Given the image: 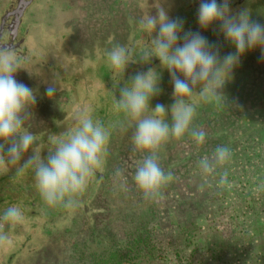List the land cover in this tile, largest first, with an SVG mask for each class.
Returning <instances> with one entry per match:
<instances>
[{"label": "rangeland", "instance_id": "obj_1", "mask_svg": "<svg viewBox=\"0 0 264 264\" xmlns=\"http://www.w3.org/2000/svg\"><path fill=\"white\" fill-rule=\"evenodd\" d=\"M43 1L25 0L31 4L24 9L12 47L14 19L9 17L4 26L2 21L18 9L20 0H0V45H9L12 54L22 61L25 69L18 71L17 81L37 92L35 104L27 106L23 113L31 116L30 122L24 120V130L36 137L35 147L43 156L53 147L48 138L65 137L78 126V117L85 110L110 135L101 166L84 191L73 198L70 207L48 206L35 186L32 171L16 176L15 168L0 160V214L13 205L23 213L21 223L0 222V236L7 237L0 239V264H94L109 256L118 245L132 242L145 229L149 245L139 255L142 258L138 264H264L261 49L247 53L255 54V60L234 68L233 78L222 89L224 96L219 100L190 98L196 108L193 127L205 132V142L197 145L186 135L164 143L158 152V163L171 178L157 196L146 198L133 177L147 153L134 150L131 141L134 128L115 110L119 92L114 81L124 82L159 62L157 58L150 64L141 62L150 47L151 35L138 26L141 18L155 13L159 0ZM252 1L258 0H231L230 7L239 12ZM261 2L264 4V0ZM165 6L171 18L184 22L186 31H205L197 23L198 0H167ZM118 12L122 13L121 23L126 31L102 39L98 33L117 22ZM56 13L59 16L53 15ZM131 13L138 14L136 19ZM87 14L92 16L97 35L91 47H84L87 53H83L68 30L75 20L81 24L80 18L88 20ZM43 16L47 18L46 26ZM44 28L56 35L52 32V36H44L41 31ZM218 31L217 24L206 33ZM105 43H109L108 48H103ZM115 46H127L132 60L137 62L129 64L125 74L123 71L114 74L108 68V53ZM82 60L87 62L81 65ZM166 71H159L160 81ZM55 76L61 89L58 87L55 98L50 99L45 90ZM85 78L90 95L87 105L81 94ZM166 86L151 101L153 107L165 105L166 99L174 102L173 86ZM56 105L58 110L51 118L53 126L36 125L37 111L54 110ZM217 146L228 147L230 158L211 174H204L199 161L211 159ZM117 172L121 175L117 176ZM225 174L227 183L221 184V176Z\"/></svg>", "mask_w": 264, "mask_h": 264}, {"label": "clouds", "instance_id": "obj_2", "mask_svg": "<svg viewBox=\"0 0 264 264\" xmlns=\"http://www.w3.org/2000/svg\"><path fill=\"white\" fill-rule=\"evenodd\" d=\"M166 3L167 0H159L155 13L141 18L138 26L151 35L150 47L141 62L159 60L161 68L170 74L174 102L168 107L152 106L151 101L160 92L161 73L155 68L137 72L118 84L114 81L119 92L115 110L134 128V150L147 153L133 177L146 198L157 196L171 178L158 163V152L164 143L186 135L197 145L205 142V132L193 127L196 108L190 98L198 95L205 102L219 100L241 57L260 48L264 59V24L254 22L250 10L234 12L231 0H198L199 28L206 31L218 24L224 39L235 49L221 57L219 49L200 32L186 31L181 19L171 18ZM107 58L114 74H125L129 64L137 63L124 46L113 47ZM21 65L10 46H0V160L13 166L16 176L32 171L35 186L48 206L70 207L73 198L84 191L101 166L110 134L101 122L84 112L78 117V126L65 137L48 138L53 147L43 156L35 147L36 137L24 130L23 113L27 106L35 104L37 92L17 81L16 74L25 69ZM58 87L61 89L55 76L45 90L46 95L54 99ZM230 155L228 147L217 146L212 158H202L198 166L204 174H211ZM220 183H227L226 174L221 176ZM22 218L21 209L15 205L0 214V222L9 225L21 223Z\"/></svg>", "mask_w": 264, "mask_h": 264}, {"label": "flooded vegetation", "instance_id": "obj_3", "mask_svg": "<svg viewBox=\"0 0 264 264\" xmlns=\"http://www.w3.org/2000/svg\"><path fill=\"white\" fill-rule=\"evenodd\" d=\"M44 1H47V0H44ZM30 4H31V2H25V0H20L18 9L15 12L9 14L8 17L6 16L5 20L2 21V26H4L5 25V21L9 17H13V19H14V22H13L14 24L12 26V32H11L12 39L10 40V45L12 44V47H14L13 43L16 42V37L18 35L19 28H20V25L22 23V19H23L24 13H25L24 9L28 8V6ZM45 5H46V3H43V6H42L43 9L46 7ZM57 5H59V4H57ZM246 9L250 10L251 16H252V20L254 22H258V23L264 24V4L261 2V0H258V1H255V2L252 1L251 3L247 2ZM53 15L54 16H56V15L59 16L58 13L53 14ZM137 15L138 14L134 13L131 16H132L133 19H136ZM89 16H90V14L88 15V20H86L84 18H80L81 21L83 20L82 24H81V22H78V20H75V23L73 25H71V30H68L71 33V37L74 38V42L73 43H79L83 53H85V52L87 53V48L85 49V51H83L84 47L85 46L91 47L92 43L95 42L94 37L97 35V34L95 35V32H94V24H93L92 16H90V18H89ZM75 18L78 19L79 17H77V15H76ZM45 19H47V18H44V16H43L44 22H45ZM115 19L117 20V22L115 24L109 25L104 30H102L101 33H98V35H100L102 37V39H105V40L109 39V35L110 34H111V36H114V35L115 36H117V35L120 36L124 31H126L125 25H122V23H121L122 19H123V16H122L121 12H118V15L115 17ZM56 20H57V17L54 18V22ZM106 22H107V19H106ZM106 22H105V24H106ZM45 26H46V22H45ZM63 29H65V28H63ZM41 31H42L44 36L46 35V37L47 36H52V32L55 34L54 31H52V30L49 31V30H47L45 28L43 30L41 29ZM198 32H200V34L203 35L210 42V44L214 43V46L218 47L221 57H223V55H225L227 53H231V52L235 51V50H233L234 47L224 39V37H223V35L221 34L220 31H218L217 33H215V32L214 33H211V32L210 33L209 32L206 33V31L198 30ZM55 35H53V37H55ZM129 36L130 35H128V38H129ZM127 43H130V41H127ZM106 45L109 46V43H105L103 45L104 46L103 48H108V47H106ZM0 46H2V45H0ZM124 47L127 48V46H124ZM134 47L135 46L131 45L132 49H134ZM255 58H256L255 54L254 55H250V56H248L246 54L245 56L241 57L240 63H244L245 64V63H248V61L250 62V60L251 61L255 60ZM85 62H87V61H84V60L79 61V63H81V65L84 64ZM108 63L109 62H107V64ZM108 68H109V64H108ZM154 68H156L159 71L163 70L161 68V66H160V62L156 63ZM85 77H86V75H85ZM86 80H87V78H85L84 94L83 93H81V94L84 96V98L86 97L85 104L87 105L89 90H88V86H87L88 81H86ZM160 83H161L160 91H161V89L164 88V86L167 87L166 84H169L170 86H172L171 85L172 84L171 77H170V74H168V71H166V73H164ZM165 89H167V88H165ZM81 98H82V96H81ZM161 98H162V95H161ZM198 98H199V96L195 95V100L198 99ZM166 100L168 102L165 103V106L168 107V106H170L172 104L171 103L172 100L170 102H169L170 99H166ZM57 110H58L57 109V105L54 107V110L50 109V108H44L42 110L39 109L37 111L36 116H35L36 117V119H35L36 125L39 126L41 123H44L45 125L47 124L49 128L52 127L53 125L51 126V123H52L51 118H52V116L56 115V111ZM85 112L87 113L86 110H85ZM169 116H170V113H169ZM23 117H24V120L26 122H30L31 121V119H30L31 116L24 115ZM32 119H34V118H32ZM58 130H59V128H58ZM60 130H61V127H60Z\"/></svg>", "mask_w": 264, "mask_h": 264}, {"label": "trees", "instance_id": "obj_4", "mask_svg": "<svg viewBox=\"0 0 264 264\" xmlns=\"http://www.w3.org/2000/svg\"><path fill=\"white\" fill-rule=\"evenodd\" d=\"M145 231L144 234H139L133 238V241L127 245H118L117 248L111 251L109 256L95 261L94 264H138L139 259L142 258L139 255H142L143 249L149 245L145 237L148 234L147 229Z\"/></svg>", "mask_w": 264, "mask_h": 264}]
</instances>
